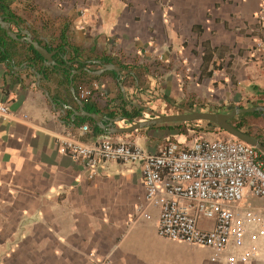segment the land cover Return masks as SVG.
I'll return each instance as SVG.
<instances>
[{"label": "crops", "instance_id": "1", "mask_svg": "<svg viewBox=\"0 0 264 264\" xmlns=\"http://www.w3.org/2000/svg\"><path fill=\"white\" fill-rule=\"evenodd\" d=\"M263 4L0 0L10 29L27 32L56 64L44 65L32 44L0 27V103L8 108L0 116V264H222L209 260L207 246L159 236L142 216L140 162L90 168L59 154L56 138L133 141L154 154L178 135L173 122L119 131L131 125L126 117L264 107ZM242 113H251L248 134L264 147V110ZM234 206L264 217V197L249 190ZM255 244L264 251V238ZM236 264H264V257Z\"/></svg>", "mask_w": 264, "mask_h": 264}, {"label": "built area", "instance_id": "2", "mask_svg": "<svg viewBox=\"0 0 264 264\" xmlns=\"http://www.w3.org/2000/svg\"><path fill=\"white\" fill-rule=\"evenodd\" d=\"M7 113V106L0 103V116ZM56 144L59 154L70 153L90 168L100 161L140 162L147 206L142 216L154 221L159 236L207 246L209 260L222 264L264 257L255 244L264 238V217L234 206L246 190L264 197V158L255 147L223 137H201L191 143L168 139L154 154L133 141L108 138L88 144L60 135ZM203 219L211 220L212 226H202ZM250 225L255 230L246 236Z\"/></svg>", "mask_w": 264, "mask_h": 264}, {"label": "water", "instance_id": "3", "mask_svg": "<svg viewBox=\"0 0 264 264\" xmlns=\"http://www.w3.org/2000/svg\"><path fill=\"white\" fill-rule=\"evenodd\" d=\"M0 27L4 29L6 34L15 40L27 41L37 50L42 57L44 58V65L53 68L56 64H51V53L40 46L37 41L31 38L27 32H24V37H18V33L13 32L10 29V22L5 21L0 16ZM105 69H114L119 73L122 68L116 67L113 64H108ZM258 110H264V107L253 106V107H239L235 106L231 110L227 112H213V111H198V110H186L184 112L172 113V114H160L154 113L155 117L147 118L140 121H133L130 118L126 117L127 120L131 121V125L129 127L118 129L119 131L130 132L135 129H139L142 127L153 126L161 123L168 122H186V121H197V120H205L210 123H213L219 130L225 132L228 136L232 138L239 139L245 143H248L254 147H256L259 151L264 153V147L260 143V139L250 135L248 133H244L236 129L229 120L238 113L242 112H253ZM88 116L92 117L98 126L102 129H106V126L102 124V119L100 116L96 114L89 113Z\"/></svg>", "mask_w": 264, "mask_h": 264}, {"label": "trees", "instance_id": "4", "mask_svg": "<svg viewBox=\"0 0 264 264\" xmlns=\"http://www.w3.org/2000/svg\"><path fill=\"white\" fill-rule=\"evenodd\" d=\"M124 115H135L136 113L134 112H127V111H123ZM250 115L251 113H240L236 116H234L233 118H231L229 120V122L239 131L244 132V133H249V128L248 126V119L245 118V115ZM172 128H176L177 129V136L174 137H170L168 138L169 140H173L176 141L178 143H187V137H186V130L187 128L192 129L197 136L200 134H205V133H210V132H215L218 131L217 127L213 124L210 123L208 121L205 120H197V121H186V122H173ZM98 130V129H97ZM204 136H200L198 138H201ZM196 138V139H198ZM207 138V137H205ZM223 138L226 139H233L230 136H225ZM194 139V140H196ZM264 158V155L262 156Z\"/></svg>", "mask_w": 264, "mask_h": 264}, {"label": "rangeland", "instance_id": "5", "mask_svg": "<svg viewBox=\"0 0 264 264\" xmlns=\"http://www.w3.org/2000/svg\"><path fill=\"white\" fill-rule=\"evenodd\" d=\"M185 134H186L188 143H191L194 139H196V138H198L200 136H204V137H207V138H211V137H215V136H219V137L227 136V134L225 132H222V131H215V132L200 134V135L197 136V134L190 128H187Z\"/></svg>", "mask_w": 264, "mask_h": 264}]
</instances>
